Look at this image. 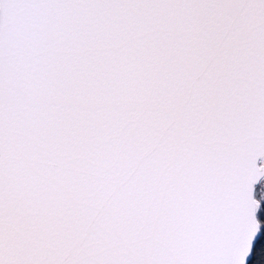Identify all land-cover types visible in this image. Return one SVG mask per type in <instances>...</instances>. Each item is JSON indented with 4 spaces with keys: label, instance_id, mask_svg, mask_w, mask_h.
I'll return each mask as SVG.
<instances>
[{
    "label": "snow or ice",
    "instance_id": "1",
    "mask_svg": "<svg viewBox=\"0 0 264 264\" xmlns=\"http://www.w3.org/2000/svg\"><path fill=\"white\" fill-rule=\"evenodd\" d=\"M262 200L264 0H0V264H246Z\"/></svg>",
    "mask_w": 264,
    "mask_h": 264
},
{
    "label": "trees",
    "instance_id": "2",
    "mask_svg": "<svg viewBox=\"0 0 264 264\" xmlns=\"http://www.w3.org/2000/svg\"><path fill=\"white\" fill-rule=\"evenodd\" d=\"M258 219L261 220L260 236L255 241L252 248L251 257L246 264H264V201L261 202L260 209L257 213ZM259 241V247L258 242Z\"/></svg>",
    "mask_w": 264,
    "mask_h": 264
},
{
    "label": "water",
    "instance_id": "3",
    "mask_svg": "<svg viewBox=\"0 0 264 264\" xmlns=\"http://www.w3.org/2000/svg\"><path fill=\"white\" fill-rule=\"evenodd\" d=\"M258 211H259V210H258ZM257 213H258V212H257ZM260 233H261V232L259 231V232L257 233V237H256V238H254V241H253V246H254V243H255V241H256V240L259 238V236H260ZM250 255H251V253L249 254V258L251 257ZM249 258H248V260H249ZM248 260H247V261H248ZM247 261H246V263H247Z\"/></svg>",
    "mask_w": 264,
    "mask_h": 264
},
{
    "label": "rangeland",
    "instance_id": "4",
    "mask_svg": "<svg viewBox=\"0 0 264 264\" xmlns=\"http://www.w3.org/2000/svg\"><path fill=\"white\" fill-rule=\"evenodd\" d=\"M262 201H264V200H262ZM262 201H261V202H262Z\"/></svg>",
    "mask_w": 264,
    "mask_h": 264
}]
</instances>
